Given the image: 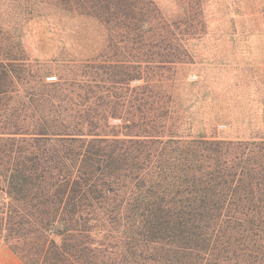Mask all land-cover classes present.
Segmentation results:
<instances>
[{
    "label": "trees",
    "instance_id": "obj_1",
    "mask_svg": "<svg viewBox=\"0 0 264 264\" xmlns=\"http://www.w3.org/2000/svg\"><path fill=\"white\" fill-rule=\"evenodd\" d=\"M190 19L144 21L143 52L181 49ZM149 62L29 92L0 62V209L25 264H264V139L174 134L166 86L131 83H174L175 61Z\"/></svg>",
    "mask_w": 264,
    "mask_h": 264
},
{
    "label": "rangeland",
    "instance_id": "obj_2",
    "mask_svg": "<svg viewBox=\"0 0 264 264\" xmlns=\"http://www.w3.org/2000/svg\"><path fill=\"white\" fill-rule=\"evenodd\" d=\"M184 13L191 19L180 26L189 29L181 49L143 52L144 21H175ZM162 59L175 61L166 63L176 67L174 83L164 72L131 86L160 79L173 103L174 134L264 139V0H0V62L22 70L25 92L35 73L58 82L79 78L90 63L143 66ZM6 209H0V248L23 262L15 251L22 240L9 230Z\"/></svg>",
    "mask_w": 264,
    "mask_h": 264
},
{
    "label": "crops",
    "instance_id": "obj_3",
    "mask_svg": "<svg viewBox=\"0 0 264 264\" xmlns=\"http://www.w3.org/2000/svg\"><path fill=\"white\" fill-rule=\"evenodd\" d=\"M0 264H24L17 256L5 247L0 248Z\"/></svg>",
    "mask_w": 264,
    "mask_h": 264
}]
</instances>
